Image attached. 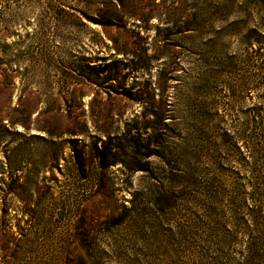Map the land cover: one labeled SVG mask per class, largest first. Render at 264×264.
Masks as SVG:
<instances>
[{
    "label": "rangeland",
    "instance_id": "1",
    "mask_svg": "<svg viewBox=\"0 0 264 264\" xmlns=\"http://www.w3.org/2000/svg\"><path fill=\"white\" fill-rule=\"evenodd\" d=\"M103 1L110 0H0V63L14 76L12 108L27 111L31 91L45 95L52 89L55 95L58 85L50 83L56 82L57 69L82 56L91 61L104 57L116 62L122 75L128 74L121 89L101 94L93 105L92 95L77 104L89 127L88 136L80 141L45 140L46 135L35 130L27 134L21 127L0 132V264L187 262L186 248L175 240L180 216L170 211L158 224L154 207L155 191L164 181L162 163L153 155L156 133L145 128L153 120L151 98L158 93L147 91L161 67L175 64V76L198 77L202 59L229 64L231 58L247 54L244 43L250 35L264 42V0H123L127 8L136 4L143 18L137 28L131 20L125 30L113 28L110 39L99 25L57 26L46 13L49 4L56 9L71 5L78 11L92 9L89 13L95 17L93 9ZM148 9L155 13L151 20L144 18ZM4 29L9 35L2 39ZM39 35L44 43L40 49L34 47ZM113 41L141 45L148 49V59L116 54ZM262 52L258 60L262 71L238 62L227 70L231 85L242 79L252 84L253 73L264 83ZM41 53L52 64H44ZM132 61H144L151 69L128 73ZM218 91L221 127L231 134L264 101L263 86L236 88L237 103L226 88ZM103 108L120 110L109 124L108 141L98 132L107 125L98 115ZM131 138L136 141L129 142ZM104 142L108 161L119 162L102 172L94 159ZM168 146L172 149L173 142ZM122 162L139 163L146 172H130ZM179 213L186 215L184 206ZM122 217L126 218L120 222Z\"/></svg>",
    "mask_w": 264,
    "mask_h": 264
},
{
    "label": "trees",
    "instance_id": "2",
    "mask_svg": "<svg viewBox=\"0 0 264 264\" xmlns=\"http://www.w3.org/2000/svg\"><path fill=\"white\" fill-rule=\"evenodd\" d=\"M90 10L78 11L71 5L56 9L49 4L46 13L52 14L57 26L68 24L76 28L86 26L87 22L99 25L108 39L113 28L125 30L127 20L137 28L136 22L143 18L136 4L127 8L123 0L99 3L93 9L95 17H91ZM147 12L144 18L153 19L154 11L148 9ZM1 33L2 39L8 38L7 29ZM113 42L116 54L148 59V49L137 43ZM42 44L39 35L34 47L40 49ZM92 44L98 46V43ZM244 44L247 54L231 58L229 64L217 61L215 65L209 58L202 59L203 68L198 77L188 73L175 76L178 71L175 64L161 67L154 88L147 91L158 93L151 98L149 113L153 120L145 128L156 133L152 144L157 151L153 155L162 163L164 181L155 191L154 207L158 224L165 221L170 211L180 216L175 240L187 250L186 264H264V101L255 105L253 116L233 134L221 127L224 116L217 111L219 88H226L235 103L238 102L236 88H264L256 73L250 85L243 79L236 86L231 85L227 70L234 67L235 62L263 70L258 65L264 49L262 39L250 35ZM30 59L36 60L35 57ZM42 62L52 64L45 53ZM143 62L132 61L128 73L149 72L151 68ZM57 75L56 82L50 83L58 85L55 95L52 89L45 95L31 91L27 95V111L16 110L10 104L14 76L2 69L0 63V132L21 127L27 134L35 130L46 135L45 140L80 141L88 136L89 127L84 119L85 111L78 113L77 104L92 95L93 105L101 94L121 89L128 74L122 75L117 63L104 57L91 61L82 56L64 69H57ZM187 80L191 83L186 84ZM119 112L103 108L98 113L107 124L98 132L107 141L112 138L109 124ZM135 130L138 132V128ZM131 139L129 142L136 141ZM169 142L174 144L172 149ZM102 145L94 166L103 172L119 161H108L105 142ZM121 164L130 172H146L145 167L136 162ZM78 166L82 164L79 162ZM183 206L186 215L179 213Z\"/></svg>",
    "mask_w": 264,
    "mask_h": 264
}]
</instances>
